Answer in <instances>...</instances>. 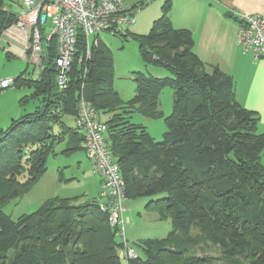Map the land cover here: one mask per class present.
<instances>
[{
  "label": "trees",
  "instance_id": "trees-1",
  "mask_svg": "<svg viewBox=\"0 0 264 264\" xmlns=\"http://www.w3.org/2000/svg\"><path fill=\"white\" fill-rule=\"evenodd\" d=\"M15 4L21 5L0 0V43L16 23ZM171 9L166 0L151 30L133 36L144 61L169 74L140 73L136 94L128 101L114 87L113 56L97 35L89 60L86 38L80 36L65 89L57 82L55 43L50 65L38 80L28 81L23 73L14 78V83L33 82L43 105L13 119L8 128L0 127V264H122L123 241L100 199L81 203L53 197L18 220L3 210L43 175L56 144L68 139L64 153L86 150L85 134L63 122L65 114L76 117L85 83L93 85L92 106L106 117L101 118L108 127L106 139L127 199L151 198L146 208L173 224L165 239L136 242L143 256L132 246L137 256L126 257L125 264H264L260 117L238 101L231 75L217 66L207 68L196 53L192 30L174 26ZM167 86L175 100L171 114L164 116L159 95ZM136 110L165 118L163 140L156 141L145 126L130 120ZM194 225L200 228L198 236L190 234ZM206 242L220 249L218 257L195 251Z\"/></svg>",
  "mask_w": 264,
  "mask_h": 264
},
{
  "label": "rangeland",
  "instance_id": "rangeland-1",
  "mask_svg": "<svg viewBox=\"0 0 264 264\" xmlns=\"http://www.w3.org/2000/svg\"><path fill=\"white\" fill-rule=\"evenodd\" d=\"M126 5H141L137 13L135 23L127 26L131 32V38L114 36L108 32H101L97 37L108 46L113 56V84L124 101L132 99L136 94L137 76L140 73L154 77H165L169 71L158 65L147 64L139 50V41L133 37L135 34L148 33L155 20L162 15V7L166 0H125ZM20 3V1H19ZM13 11L19 12L20 5L12 6ZM96 36L91 37V45ZM40 70L31 62H27L19 56L7 55V50L0 49V81L4 78L18 77L22 73L28 81L39 79ZM33 82L12 83L8 88L0 87V127L8 128L13 119L20 118L26 113L35 111L43 105L42 96H38ZM159 110L168 116L173 111L175 92L167 86L159 95ZM105 119L104 115H99ZM130 120L133 123L146 127L150 135L161 141L167 131L164 117H150L140 111H134ZM63 122L67 126L76 128L75 116L65 114ZM68 139L55 145V153L47 159V170L22 196L14 198L5 204L3 210L13 220H18L22 215L29 214L39 209L48 199L53 197L77 198V202H85L100 199V176L94 164L88 158L86 151L78 148L72 152L64 153ZM264 164V156L262 158ZM151 200L149 197L127 199L125 216V231L130 246H134L140 256L143 253L135 243L142 239H165L173 229L171 218L158 219L154 211L146 208ZM190 234L198 236L200 228L192 226ZM118 241L122 239L117 236ZM195 251L199 255L218 257L220 249L206 242L197 244ZM122 264L126 262L125 247L120 251Z\"/></svg>",
  "mask_w": 264,
  "mask_h": 264
},
{
  "label": "built area",
  "instance_id": "built-area-1",
  "mask_svg": "<svg viewBox=\"0 0 264 264\" xmlns=\"http://www.w3.org/2000/svg\"><path fill=\"white\" fill-rule=\"evenodd\" d=\"M16 27L28 40V62L40 71L48 69L50 48L55 43L57 55V82L61 89L68 85L69 72L81 35L86 38L85 59L91 58V37L101 32L128 38L127 26L137 20L141 5L128 6L125 0H19ZM237 43L244 53L254 59L264 60V15L250 13L240 16ZM11 27V28H12ZM83 60V57H81ZM14 78L0 81L1 88H8ZM84 86V84H83ZM76 126L85 134L86 154L100 176L101 209L107 214L110 225L118 229L128 258L137 256L129 245L125 231L124 212L126 183L120 166L107 142V124L99 117L91 103L80 100Z\"/></svg>",
  "mask_w": 264,
  "mask_h": 264
},
{
  "label": "crops",
  "instance_id": "crops-1",
  "mask_svg": "<svg viewBox=\"0 0 264 264\" xmlns=\"http://www.w3.org/2000/svg\"><path fill=\"white\" fill-rule=\"evenodd\" d=\"M171 3L174 26L192 30L196 53L207 68L217 66L232 76L238 101L257 112L258 130L264 133V60L244 53L237 43L240 16L264 15V0H171ZM27 46L24 32L16 27L6 30L0 43V49L28 62Z\"/></svg>",
  "mask_w": 264,
  "mask_h": 264
},
{
  "label": "water",
  "instance_id": "water-1",
  "mask_svg": "<svg viewBox=\"0 0 264 264\" xmlns=\"http://www.w3.org/2000/svg\"><path fill=\"white\" fill-rule=\"evenodd\" d=\"M82 91H83V99L88 103H92L94 99L93 85L91 83H85Z\"/></svg>",
  "mask_w": 264,
  "mask_h": 264
}]
</instances>
